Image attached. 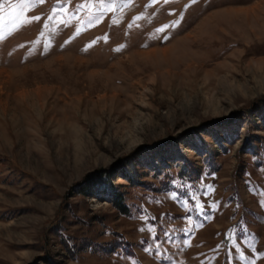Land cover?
Wrapping results in <instances>:
<instances>
[{
    "label": "rangeland",
    "instance_id": "374dc122",
    "mask_svg": "<svg viewBox=\"0 0 264 264\" xmlns=\"http://www.w3.org/2000/svg\"><path fill=\"white\" fill-rule=\"evenodd\" d=\"M0 264H264V0H0Z\"/></svg>",
    "mask_w": 264,
    "mask_h": 264
},
{
    "label": "trees",
    "instance_id": "16d2710c",
    "mask_svg": "<svg viewBox=\"0 0 264 264\" xmlns=\"http://www.w3.org/2000/svg\"><path fill=\"white\" fill-rule=\"evenodd\" d=\"M115 190H116V188H115ZM115 200L119 201V203H118L119 208H123L124 207V195H123V193H120L119 191L116 190V192H115Z\"/></svg>",
    "mask_w": 264,
    "mask_h": 264
},
{
    "label": "snow or ice",
    "instance_id": "6c2138e0",
    "mask_svg": "<svg viewBox=\"0 0 264 264\" xmlns=\"http://www.w3.org/2000/svg\"><path fill=\"white\" fill-rule=\"evenodd\" d=\"M34 19H39V17H35ZM26 22H30V21H26ZM158 31H164V29H159Z\"/></svg>",
    "mask_w": 264,
    "mask_h": 264
}]
</instances>
